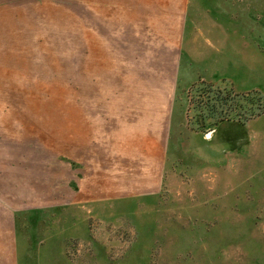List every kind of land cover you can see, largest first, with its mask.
I'll return each instance as SVG.
<instances>
[{
    "label": "rangeland",
    "instance_id": "374dc122",
    "mask_svg": "<svg viewBox=\"0 0 264 264\" xmlns=\"http://www.w3.org/2000/svg\"><path fill=\"white\" fill-rule=\"evenodd\" d=\"M0 264H264V0H0Z\"/></svg>",
    "mask_w": 264,
    "mask_h": 264
},
{
    "label": "trees",
    "instance_id": "16d2710c",
    "mask_svg": "<svg viewBox=\"0 0 264 264\" xmlns=\"http://www.w3.org/2000/svg\"><path fill=\"white\" fill-rule=\"evenodd\" d=\"M203 87L201 100L195 101L194 127L201 128L205 123H210V126L214 127L223 121L231 120L245 124L249 119L258 115V113L255 112L249 113L245 118L241 117L242 112L247 113V111H252V107L255 103H259L258 96H250L249 94L242 95V97L236 101V98L240 96L238 94L225 92L219 87L215 88L211 85L203 84ZM249 105H252V107L249 108ZM234 111H240L241 113Z\"/></svg>",
    "mask_w": 264,
    "mask_h": 264
}]
</instances>
